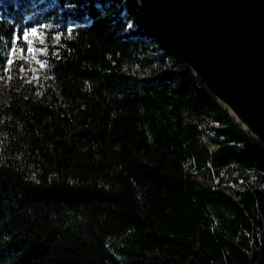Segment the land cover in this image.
<instances>
[{
    "label": "trees",
    "instance_id": "obj_1",
    "mask_svg": "<svg viewBox=\"0 0 264 264\" xmlns=\"http://www.w3.org/2000/svg\"><path fill=\"white\" fill-rule=\"evenodd\" d=\"M42 26L0 107V264H264V148L137 1L0 0V63Z\"/></svg>",
    "mask_w": 264,
    "mask_h": 264
},
{
    "label": "water",
    "instance_id": "obj_2",
    "mask_svg": "<svg viewBox=\"0 0 264 264\" xmlns=\"http://www.w3.org/2000/svg\"><path fill=\"white\" fill-rule=\"evenodd\" d=\"M136 1L197 85L264 148V0Z\"/></svg>",
    "mask_w": 264,
    "mask_h": 264
},
{
    "label": "rangeland",
    "instance_id": "obj_3",
    "mask_svg": "<svg viewBox=\"0 0 264 264\" xmlns=\"http://www.w3.org/2000/svg\"><path fill=\"white\" fill-rule=\"evenodd\" d=\"M47 26L32 28L23 37V44L15 41L5 56V62L0 63V107L10 100V78L17 61L21 62L20 72L26 82L38 83L46 75L48 52L60 45L57 35H52ZM1 136L5 137L4 132Z\"/></svg>",
    "mask_w": 264,
    "mask_h": 264
},
{
    "label": "bare ground",
    "instance_id": "obj_4",
    "mask_svg": "<svg viewBox=\"0 0 264 264\" xmlns=\"http://www.w3.org/2000/svg\"><path fill=\"white\" fill-rule=\"evenodd\" d=\"M229 112H230V114L238 121V122H240L236 117H235V115L232 113V111L228 108V107H226L225 105H223ZM243 126V125H242ZM245 129H246V127L245 126H243Z\"/></svg>",
    "mask_w": 264,
    "mask_h": 264
}]
</instances>
